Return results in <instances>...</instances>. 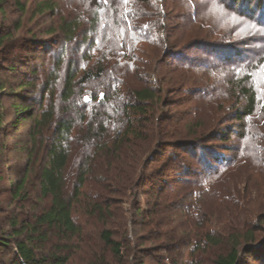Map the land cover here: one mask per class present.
<instances>
[{
    "label": "trees",
    "instance_id": "16d2710c",
    "mask_svg": "<svg viewBox=\"0 0 264 264\" xmlns=\"http://www.w3.org/2000/svg\"><path fill=\"white\" fill-rule=\"evenodd\" d=\"M3 3L0 0V5ZM15 3L24 11L18 1ZM91 3L87 30L83 20L74 17L62 18L56 29L48 31L58 33L64 44L54 59L39 101L32 98L39 93L35 83L26 79L11 82L7 74L16 76L18 70L13 65L4 68L0 61V264H68L73 242L83 237L82 227L73 216L78 205L97 220L98 242L111 260L108 264H133L139 254L137 248L153 240L138 237L133 228L130 238L126 232L115 236L110 219L115 217L116 209L112 201L106 200V195L116 193L130 198L151 178L148 169L155 157L143 158L140 143L149 141L142 123L153 120V116L147 117L148 112L154 111L160 95L170 84V69L160 65L157 56V49L170 46L167 14L163 13L167 0H92ZM36 10L52 12L54 6L44 1ZM79 36L81 41L77 40ZM7 39H0V46ZM87 41L90 47L96 44L94 60L86 67L74 68L75 60H65L68 46L76 52ZM144 45L156 49L153 64L149 63L150 51L147 54L142 51ZM166 49L164 57L170 54ZM144 59L152 71L153 86L138 78ZM90 60L91 57L86 58ZM1 72L5 75L1 76ZM246 83L247 78L230 83L233 103L221 110L229 115L227 127H218L215 117H210L208 123L189 124L190 134L191 128L200 130L194 132V139L168 142L164 140L168 136L163 131L165 126L161 125L167 121L155 119L156 147L199 154L206 172L189 177L201 175L196 178L198 187L205 183L204 176L210 175L212 169L214 174L229 170L225 167L229 160L217 153V147L208 144L212 141L225 144L233 136L240 140L247 137L245 120L255 115L258 101L255 91ZM45 95L49 99L46 105ZM6 97L13 99L8 109L2 102ZM28 122L29 144L16 150L9 140ZM131 151L134 156H130ZM16 153L25 161L20 164L23 161L18 158L19 164L11 167L10 158ZM78 154L83 159L74 174L72 166ZM209 158L215 166H207ZM121 166L128 171H122ZM33 175L38 179L40 199L46 200L47 207L39 213H28L24 219L17 210L23 211L30 202L28 186ZM227 189L223 188L219 195L222 203L228 199H224ZM87 190L91 192L88 195ZM196 194L203 195L202 191ZM259 221L264 223V217ZM202 223L204 230L188 243L186 264H201L203 256H208L210 264H249L250 261L264 264V236L259 235L264 234V228L249 229V225H243L233 233H228L230 227L221 228V233L215 236ZM121 224L124 228L126 222ZM139 262L143 264L142 259ZM167 263H170L168 258Z\"/></svg>",
    "mask_w": 264,
    "mask_h": 264
},
{
    "label": "rangeland",
    "instance_id": "374dc122",
    "mask_svg": "<svg viewBox=\"0 0 264 264\" xmlns=\"http://www.w3.org/2000/svg\"><path fill=\"white\" fill-rule=\"evenodd\" d=\"M16 1L24 11L16 6ZM44 1L53 3L52 12H37L36 7ZM91 2L4 0L0 5V39L9 37L0 46V61L4 68L13 65L18 70L16 76L7 74L11 82L26 79L35 83L39 92L32 97L35 101H39L54 59L64 44L58 33L48 31L56 29L62 18L74 17H80L87 30L91 20ZM163 13L167 14L170 46L167 49L159 46L157 56L160 65L170 69V84L160 95L154 111L148 112L147 117L153 116V120L142 123L144 132L149 133L150 142L140 143L143 158L155 157V162L148 169L151 178L130 198L116 193L106 195V200L112 201V207L116 209L115 217L110 219L114 223L111 228L115 236L126 232L130 238L133 228L138 237L153 239L137 248L139 254L133 264H139L141 259L143 264H168L167 258L169 264H186L190 250L188 243H192L204 230L203 221L206 223L205 230L215 236L221 233V228L230 227L228 233L243 225H249V229L264 228V223L259 221L264 217V0H167ZM77 40L81 41L80 36ZM95 47L96 44L90 47L87 41L72 52L73 47L69 45L65 60H75L77 65L74 68L78 65L86 67L94 60ZM164 49L170 52L166 57L162 55ZM142 51L145 54L150 51L149 63L156 61L153 55L156 49L144 45ZM87 57L91 60L86 61ZM143 58L147 59V56ZM145 59L140 64L142 74L138 78L153 86L154 77ZM33 71L36 74L32 75ZM3 73L1 76L5 75ZM244 78L255 91L258 101L255 115L245 120L247 137L240 140L233 136L225 144L219 141L208 144L217 147V153L229 160V165L225 166L229 170H219L214 174L212 169L210 175L204 176L205 183L198 187L196 178L201 175L189 177L196 172H202V175L206 172L199 154L195 156L187 150L156 147L155 119L158 117L167 121L161 125L165 126L163 131L168 136L164 140L168 142L194 139V132L200 130L191 128L190 134L189 124L208 123L210 117H215L218 127H227L230 124L226 120L229 115H224L221 110L233 103L230 83ZM61 85L62 81L58 84V91ZM12 100L10 97L2 100L6 109ZM47 101L49 99L45 95L43 104L46 105ZM34 110L38 111L37 104ZM29 127L30 122L23 124L9 140L14 149L19 150L29 144L26 138ZM151 142L153 144L149 145ZM132 152L130 156H134ZM18 158L23 161L20 164L24 163L25 158L16 153L10 158L11 167L19 164ZM82 159L78 154L72 173L77 172ZM209 164L216 165L211 159L210 162L207 160V166ZM122 168V171H128L124 166ZM221 172L224 173L220 175ZM28 187L30 202L23 207V211L14 209L17 213L21 212L24 219L28 213H39L47 207L46 200L40 199L36 175L31 176ZM223 188H228L224 194V199L228 198L225 203L219 198ZM198 191H202L203 195L196 194ZM90 193L86 191L87 195ZM198 195L201 197L198 198ZM81 201L84 203L85 198ZM73 216L82 227L83 237L73 242L74 249L70 251L68 264L110 263L107 252L98 242L97 220L80 205ZM123 221L126 222L124 228L119 226ZM201 264H210L208 256L201 258ZM249 264L260 263L250 261Z\"/></svg>",
    "mask_w": 264,
    "mask_h": 264
},
{
    "label": "snow or ice",
    "instance_id": "6c2138e0",
    "mask_svg": "<svg viewBox=\"0 0 264 264\" xmlns=\"http://www.w3.org/2000/svg\"><path fill=\"white\" fill-rule=\"evenodd\" d=\"M125 2H127V0H125Z\"/></svg>",
    "mask_w": 264,
    "mask_h": 264
}]
</instances>
